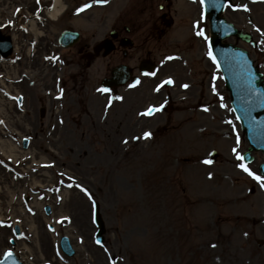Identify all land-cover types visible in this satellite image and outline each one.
<instances>
[{
	"label": "rangeland",
	"instance_id": "374dc122",
	"mask_svg": "<svg viewBox=\"0 0 264 264\" xmlns=\"http://www.w3.org/2000/svg\"><path fill=\"white\" fill-rule=\"evenodd\" d=\"M186 4L178 0L176 8L182 10L174 27L158 38L141 29L151 11L160 13L156 5L146 11L145 0H115L106 10L133 16L134 39H139L133 60L150 50L158 75H149L138 91L125 87L94 97L86 110L70 103L64 115L69 119L52 138L38 119H26L30 130L16 124L19 138L31 135L33 141L17 159L0 152V259L12 250L24 264H91V258L97 264H264V187L237 159L248 143L222 74L207 56L206 36L191 25L193 20L201 24L200 7ZM93 12L103 11L95 7ZM251 12L228 9L225 17L251 33L253 45L236 38L228 42L246 48L264 74V0ZM250 15L253 29L247 24ZM76 24L84 33L90 29L86 18ZM167 78L174 87L165 85ZM185 86L190 90L183 91ZM159 105L161 111H151ZM252 155L248 169L258 172L263 156ZM41 174L48 181L34 185ZM66 190L76 206H65ZM95 203L105 224L101 245L96 244ZM39 212L53 221L48 251L37 246L31 230ZM64 236L76 250L72 258L60 248Z\"/></svg>",
	"mask_w": 264,
	"mask_h": 264
},
{
	"label": "flooded vegetation",
	"instance_id": "af4514ba",
	"mask_svg": "<svg viewBox=\"0 0 264 264\" xmlns=\"http://www.w3.org/2000/svg\"><path fill=\"white\" fill-rule=\"evenodd\" d=\"M168 10L170 11L171 8H168ZM168 10L161 17L152 19L149 24L151 31L161 32L165 26L173 24V19L170 16L171 13ZM68 17H71V15L68 14ZM87 19L90 22L92 20L91 15ZM117 26V16L110 14L97 17L96 23L92 24V29L86 32V34H83L74 25L69 24L63 30H77L80 33V38L73 47L67 49L61 55V66L53 65L48 62L49 60L45 59L56 54V49H60L58 41L55 39L52 43L51 38L39 44L37 55L26 62L18 63L17 80L11 83V86L15 92L24 95L26 106L32 111L39 113L41 119L40 117L38 118V123L42 120H47L49 124L53 122L51 110L54 101L52 94L56 93L58 89L65 90L68 95H77L80 101L84 103L85 100L89 101V96L88 98H84V96L90 94L88 87L92 81L91 79H95L101 73H103V78H110L113 69L117 66L127 65L131 67L130 61L134 59L132 54L134 47L131 49L123 47L127 41L125 40V36L117 33ZM121 27H123L124 31L132 33L131 29L128 31L127 25H122ZM97 34L103 35V38L95 40ZM114 34L115 39L113 42L116 48L113 52L105 55L108 49L106 47L102 50H97L98 44L103 41H107L109 46L113 47L110 38ZM66 43H69V41H66ZM150 56L151 54L147 51L145 60H149ZM136 68L138 67L133 66V69ZM1 73L3 76V69ZM19 111V106L14 104L11 109L13 113L11 117L12 121L15 122V126L19 123L17 122L19 120ZM28 119L32 121L30 116Z\"/></svg>",
	"mask_w": 264,
	"mask_h": 264
},
{
	"label": "water",
	"instance_id": "95a60500",
	"mask_svg": "<svg viewBox=\"0 0 264 264\" xmlns=\"http://www.w3.org/2000/svg\"><path fill=\"white\" fill-rule=\"evenodd\" d=\"M224 1L221 0L218 2L219 8H223ZM217 5L214 2H210V10L217 13L218 11ZM219 10V9H218ZM212 15L215 19V28L216 32H219V39L216 40V45L218 46V51L221 54H226L232 57V55H239V59L244 57L240 51L233 52L231 51L233 48L232 46H223L219 44V40L231 33H222L221 30L226 25L225 22L223 26L220 28L218 24V14ZM232 29L231 26H229ZM215 32V31H214ZM233 58V57H232ZM244 78H239V76L235 75H228L227 83L228 87L232 91L235 109L238 111L240 116L243 119L245 130L249 136V140L251 144L254 146L256 150H263L264 151V85L262 81H256V87L254 90V85L252 79L254 78L251 73H248L245 69L241 70ZM100 220V218H99ZM102 225V221H100ZM70 252V249L67 248ZM73 254V252H70Z\"/></svg>",
	"mask_w": 264,
	"mask_h": 264
},
{
	"label": "bare ground",
	"instance_id": "6f19581e",
	"mask_svg": "<svg viewBox=\"0 0 264 264\" xmlns=\"http://www.w3.org/2000/svg\"><path fill=\"white\" fill-rule=\"evenodd\" d=\"M60 13L59 10H56L53 13V16L56 17L57 14ZM1 102L6 103V100H2ZM0 110H2L1 108V104H0ZM0 150L2 151V153L4 154V156L6 157H10V158H14L17 159V152H18V148L17 146H15L13 143H8L6 141H0ZM45 157H42V161L45 162ZM41 161V163H42ZM42 174L40 176H37V178L34 181V185H44L45 182H47V178L42 177ZM12 201L14 199V194H12L11 196ZM63 198H64V204L67 207H74L77 205V203L75 202V200L72 202V197H71V191L66 190L63 192ZM36 207H38L39 209L43 208V204L42 203H38L37 201L34 202ZM41 215V216H40ZM79 217H83V212L82 214L78 213ZM2 217V208H1V202H0V218ZM39 218H33L32 222H31V230L35 233L36 235V241H37V246L44 251H48V247L51 244V239H53L54 235L52 233H54V230H52V222L49 219H45L42 218V214H40L39 212ZM81 222H83V225L86 224V220L83 218L81 219ZM39 242V243H38ZM91 264H97L96 259L93 260L92 258L89 261ZM98 264H99V260H98Z\"/></svg>",
	"mask_w": 264,
	"mask_h": 264
},
{
	"label": "snow or ice",
	"instance_id": "6c2138e0",
	"mask_svg": "<svg viewBox=\"0 0 264 264\" xmlns=\"http://www.w3.org/2000/svg\"><path fill=\"white\" fill-rule=\"evenodd\" d=\"M201 2H203V0H201ZM247 10V9H245ZM81 11H83V9H81ZM198 35H203V33H198ZM205 39H207L205 37ZM209 55L211 56V53H209ZM166 83H172L171 81H166ZM187 87V86H185ZM101 91H104L106 92L107 89H101ZM151 111H160V109H154V110H151ZM205 111H207V109H205ZM150 114V113H148ZM150 136V134H145V138H148ZM237 159H240L242 160L243 157H240V156H237ZM205 163H209L208 161H205ZM241 168L244 172H246L249 176H251L254 180H256L261 187H264V178H262L261 176H258V175H254L247 167H245L244 165H241ZM213 247H215V245H213ZM9 256H11V253H8Z\"/></svg>",
	"mask_w": 264,
	"mask_h": 264
}]
</instances>
